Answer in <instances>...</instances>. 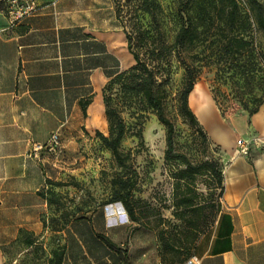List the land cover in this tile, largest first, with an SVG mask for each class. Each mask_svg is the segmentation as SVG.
<instances>
[{"label": "crops", "instance_id": "crops-1", "mask_svg": "<svg viewBox=\"0 0 264 264\" xmlns=\"http://www.w3.org/2000/svg\"><path fill=\"white\" fill-rule=\"evenodd\" d=\"M35 1L37 9L13 25L0 11V264H49L54 249L63 250L61 264H122L100 207L52 225L57 214L45 189L59 172L53 156L26 153L55 130L66 149L106 134L104 86L134 60L124 31L102 7ZM188 104L218 147L223 173L215 220L191 255L199 264H264V101L251 115L224 116L198 80ZM238 138L250 142L247 154L236 153Z\"/></svg>", "mask_w": 264, "mask_h": 264}, {"label": "rangeland", "instance_id": "rangeland-1", "mask_svg": "<svg viewBox=\"0 0 264 264\" xmlns=\"http://www.w3.org/2000/svg\"><path fill=\"white\" fill-rule=\"evenodd\" d=\"M76 1L81 8L102 7L104 15L114 16L122 30H130L135 16L146 28L151 26L149 15L137 7L139 0ZM259 1L264 4V0ZM157 2L160 5L157 19L163 39L171 45V53L167 55L169 62L159 68L156 76L164 113L174 125V151L185 154L193 164L206 159L217 160L216 146L198 133L182 114L180 93L189 77L195 81L205 80L224 116L240 112L248 114V110L264 98V65L259 61V54L264 53V29L254 22L247 0H237L240 18L248 17L251 23L244 31L245 39L250 41L249 49L235 52L233 47L224 45L228 32L222 31L223 19L218 17L217 8L211 10L213 23L208 21L207 28L200 31L191 44L176 46L175 36L181 24L186 22V10L193 14L192 2ZM216 4L219 8L218 1ZM6 8V0H0V11L7 12ZM250 68L254 69L253 73H241ZM131 85L127 79L125 83L122 80L110 83L105 89L110 106L125 125L119 148L123 154H129L127 166L118 165L97 135L78 138L77 142H83L74 149L65 146L61 155L53 156L59 173L56 179H48L53 183L47 182L45 189L57 214L52 225L64 226L81 211L100 207L107 216L109 236L119 247L122 264L177 262L190 250L192 252V249L186 251L184 248L191 235L188 232L191 222L206 220V229L213 224L221 197L219 187L205 169L191 175L187 181L177 178L176 174L184 164L175 158H165L166 126L141 95L130 88ZM133 170L136 172L133 190L136 220L129 218L120 201L108 202L114 189L112 178ZM186 195L192 199L189 205L182 201ZM112 210L123 213L112 216ZM162 234L172 247L162 244ZM45 261L46 257L43 258Z\"/></svg>", "mask_w": 264, "mask_h": 264}, {"label": "trees", "instance_id": "trees-1", "mask_svg": "<svg viewBox=\"0 0 264 264\" xmlns=\"http://www.w3.org/2000/svg\"><path fill=\"white\" fill-rule=\"evenodd\" d=\"M192 2L193 14L186 10V22H183L178 29L175 36L174 45L183 46L184 44H191L196 35L207 28V23L210 21L213 23L211 10L217 8L218 17L223 19L222 31H227V41L225 46L233 47L235 52H241L242 49H249L250 41L245 39L244 31L246 27H250L251 23L248 17L245 19L240 18V6L237 0H189ZM219 2V8L216 2ZM248 8L251 12L256 25L264 29V4L259 0H247ZM140 11L149 15L151 20V26L146 28L140 21L138 16H135V20L132 21L130 30L124 28V33L127 39V48L133 57L134 62L126 69L122 70L110 80L104 86L103 99L105 105V114L108 123V135L97 131V135L102 144L108 148L113 155L114 159L121 167H126V160L129 158V154H123L119 148L121 139L125 132V125L122 118L117 111L110 106L109 98L105 95V89L110 83L125 81L129 79V83H132L131 87L134 91L141 95L147 105L151 107L158 120L166 126V159H178L184 164V168L178 170L176 176L178 179L187 181V179L194 175L196 172H200L205 169L209 175L215 180L219 187V193L222 195L223 191V173L221 167V161L218 159H206L198 164H193L183 153L174 151L173 133L174 125L170 119L165 115L163 108V96L159 90V83L157 82V71L161 66L169 62L167 55L171 53V45L167 44L163 39L162 32L157 19V12L160 9V5L157 0H139L137 6ZM220 27V26H217ZM241 27L242 29L240 30ZM239 28V32H235ZM261 65H264V53L259 54ZM261 69L262 68H258ZM257 69V70H258ZM253 68L242 70L241 73L249 75L253 73ZM256 70V69H255ZM194 78H188L187 83L180 93V108L183 115H185L188 121L194 125L202 136L210 140L204 131L202 125L199 123L195 113L192 111L188 104V94L191 91L194 83ZM215 100V99H214ZM264 101L261 98L254 108L248 110V114L254 113L259 105ZM217 104V103H216ZM112 184L114 186L111 197L108 202L120 201L123 208L127 212L131 220H136V200L133 198V190L136 187V172L133 170L125 175H120L112 178ZM51 182V180H47ZM55 184H62L61 182H54ZM46 192V191H45ZM44 193V192H43ZM47 193V192H46ZM48 195V193H47ZM48 202L53 201L52 198L47 196ZM183 203L189 205L192 201L191 197L184 196ZM219 206V205H218ZM218 211V209H217ZM206 220L192 221L188 232L191 234L190 238L184 244L186 251L193 250L194 245L199 236L206 231ZM110 246L114 244L108 239L107 236H101ZM162 244L166 247H172L168 244L163 234L160 236ZM170 249V248H169ZM190 253L177 262H171L168 264H180ZM63 256V250L54 249L52 251V257L49 259V264H61ZM161 264H165L162 260ZM167 264V263H166Z\"/></svg>", "mask_w": 264, "mask_h": 264}, {"label": "built area", "instance_id": "built-area-1", "mask_svg": "<svg viewBox=\"0 0 264 264\" xmlns=\"http://www.w3.org/2000/svg\"><path fill=\"white\" fill-rule=\"evenodd\" d=\"M7 16L10 25L15 24L22 17L34 12L37 9L35 0H6ZM249 143L243 138L236 140L237 154H247L249 150ZM63 150V145L60 137V131H53L45 143H33L30 150L26 153V157L41 159L42 155L59 156ZM180 264H199V259L195 255L187 257Z\"/></svg>", "mask_w": 264, "mask_h": 264}, {"label": "bare ground", "instance_id": "bare-ground-1", "mask_svg": "<svg viewBox=\"0 0 264 264\" xmlns=\"http://www.w3.org/2000/svg\"><path fill=\"white\" fill-rule=\"evenodd\" d=\"M201 102H203V100ZM203 116L207 119V121H209V122L211 121L206 113H203ZM118 213H123V211L122 210H112L111 211L112 215H115V214H118Z\"/></svg>", "mask_w": 264, "mask_h": 264}]
</instances>
